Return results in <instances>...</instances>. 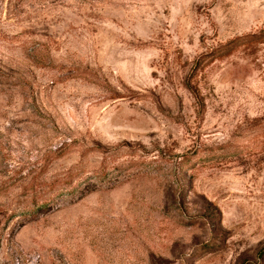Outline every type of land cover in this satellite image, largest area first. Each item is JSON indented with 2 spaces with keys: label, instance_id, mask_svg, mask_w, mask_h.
Segmentation results:
<instances>
[{
  "label": "rangeland",
  "instance_id": "374dc122",
  "mask_svg": "<svg viewBox=\"0 0 264 264\" xmlns=\"http://www.w3.org/2000/svg\"><path fill=\"white\" fill-rule=\"evenodd\" d=\"M0 264H264V0H0Z\"/></svg>",
  "mask_w": 264,
  "mask_h": 264
}]
</instances>
